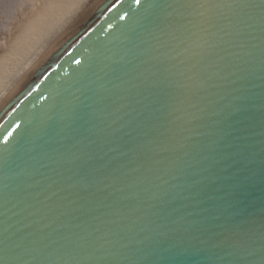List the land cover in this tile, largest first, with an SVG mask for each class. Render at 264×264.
<instances>
[{"label": "water", "instance_id": "1", "mask_svg": "<svg viewBox=\"0 0 264 264\" xmlns=\"http://www.w3.org/2000/svg\"><path fill=\"white\" fill-rule=\"evenodd\" d=\"M0 264H264V0H91L0 98Z\"/></svg>", "mask_w": 264, "mask_h": 264}, {"label": "bare ground", "instance_id": "2", "mask_svg": "<svg viewBox=\"0 0 264 264\" xmlns=\"http://www.w3.org/2000/svg\"><path fill=\"white\" fill-rule=\"evenodd\" d=\"M91 0H0V98L33 58ZM29 8V9H28ZM31 14V15H30ZM26 16V17H25Z\"/></svg>", "mask_w": 264, "mask_h": 264}, {"label": "rangeland", "instance_id": "3", "mask_svg": "<svg viewBox=\"0 0 264 264\" xmlns=\"http://www.w3.org/2000/svg\"><path fill=\"white\" fill-rule=\"evenodd\" d=\"M28 1H29V0H25V5H26V3H28ZM37 1H38V0H32L31 4H30V2L28 3V6L31 7V8H30V9L28 8L29 10L25 12V13H26V16L28 15L29 12H31L32 8H34V7H35L34 15H35V14L37 15V14L40 12V9H41V8L38 7V6L36 5ZM30 15H31V14H30ZM26 16H25V17H26Z\"/></svg>", "mask_w": 264, "mask_h": 264}]
</instances>
